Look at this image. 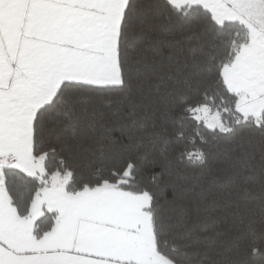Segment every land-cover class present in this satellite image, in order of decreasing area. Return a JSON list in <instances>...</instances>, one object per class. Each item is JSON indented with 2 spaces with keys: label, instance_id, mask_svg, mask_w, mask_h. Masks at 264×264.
Returning a JSON list of instances; mask_svg holds the SVG:
<instances>
[{
  "label": "snow or ice",
  "instance_id": "6c2138e0",
  "mask_svg": "<svg viewBox=\"0 0 264 264\" xmlns=\"http://www.w3.org/2000/svg\"><path fill=\"white\" fill-rule=\"evenodd\" d=\"M0 264H264V0H0Z\"/></svg>",
  "mask_w": 264,
  "mask_h": 264
},
{
  "label": "trees",
  "instance_id": "16d2710c",
  "mask_svg": "<svg viewBox=\"0 0 264 264\" xmlns=\"http://www.w3.org/2000/svg\"><path fill=\"white\" fill-rule=\"evenodd\" d=\"M211 112H212V113H215V112H216V109H215V108H212V109H211ZM225 118H226V117H225ZM199 124H200V127H203V126H204V121H203V120L200 121ZM196 126H197V122H196L195 120H191V119H190V120H189V127L194 128V127H196ZM170 163H171L174 167L179 168V169L183 172V170H184V168H185V165H178V164H176V162H175L174 159H171V160H170ZM161 171H162V169H158V170H157V174L159 175ZM169 192H170V189H166V190L163 192V195H164V196H168Z\"/></svg>",
  "mask_w": 264,
  "mask_h": 264
},
{
  "label": "rangeland",
  "instance_id": "374dc122",
  "mask_svg": "<svg viewBox=\"0 0 264 264\" xmlns=\"http://www.w3.org/2000/svg\"><path fill=\"white\" fill-rule=\"evenodd\" d=\"M213 114H214V113L211 112L210 114L207 115V119H208L209 121H211V119H212V115H213ZM202 115H203V114H202Z\"/></svg>",
  "mask_w": 264,
  "mask_h": 264
}]
</instances>
